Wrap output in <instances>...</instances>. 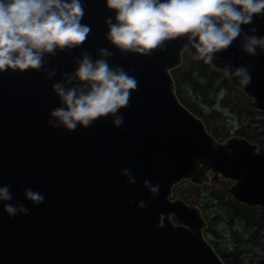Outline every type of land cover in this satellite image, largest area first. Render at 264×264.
Wrapping results in <instances>:
<instances>
[{"label": "water", "instance_id": "obj_1", "mask_svg": "<svg viewBox=\"0 0 264 264\" xmlns=\"http://www.w3.org/2000/svg\"><path fill=\"white\" fill-rule=\"evenodd\" d=\"M82 24L91 33L79 49L49 57L57 76L47 80L39 70L0 73V186L11 185L13 200L30 209L10 218L0 202V264H225L203 236L206 221L200 209L170 199L182 181L201 185L218 178L232 182L228 190L237 203L264 211V149L246 138L217 141L202 119L177 98L170 72L182 63L186 38L165 41L146 57L122 54L106 39L105 20L115 12L106 0H83ZM264 37V17L250 26ZM99 48L114 53L110 66H121L138 81L129 106L112 118H101L88 129H51L49 113L60 107L52 85L84 51L98 59ZM222 62L250 65L248 86L227 75L232 86L264 113V53H242L240 40L216 54ZM222 72V71H221ZM130 169L136 183L121 175ZM160 184L158 196L143 187ZM40 192L35 206L24 189ZM148 203L141 209L140 201ZM176 220V224L172 222Z\"/></svg>", "mask_w": 264, "mask_h": 264}, {"label": "clouds", "instance_id": "obj_2", "mask_svg": "<svg viewBox=\"0 0 264 264\" xmlns=\"http://www.w3.org/2000/svg\"><path fill=\"white\" fill-rule=\"evenodd\" d=\"M106 7L115 12V22L112 17L105 20L106 39L125 55L146 57L158 48L163 51L165 41L180 37L206 64H213L216 54L238 39L242 53L252 57L264 53V37L256 35L257 29L243 30L264 17V0H106ZM84 15L83 0H0V73L32 69L52 80L58 73L49 68L48 58L79 49L91 33V27L81 23ZM96 55L98 59H93L82 52L73 61L75 71L62 73L61 81L52 85L61 106L50 111L49 128L70 133L108 117L115 128L122 126L124 117L118 113L129 106L138 81L121 66H110L112 51L99 48ZM222 64L226 76L237 78L242 86L251 83L250 65ZM121 175L129 185L136 183L130 169H122ZM143 187L153 198L159 195V183L145 180ZM23 191L33 205L44 203L40 192ZM12 200L11 185L0 186V202L10 218L30 214L23 203ZM137 206L144 209L148 203L142 200Z\"/></svg>", "mask_w": 264, "mask_h": 264}, {"label": "rangeland", "instance_id": "obj_3", "mask_svg": "<svg viewBox=\"0 0 264 264\" xmlns=\"http://www.w3.org/2000/svg\"><path fill=\"white\" fill-rule=\"evenodd\" d=\"M183 53L184 55H191L188 50H185ZM202 80V78L199 79V81ZM228 83L230 89L220 91L216 97H213L211 94L215 88L208 95L201 94L200 96H195L191 90L192 87L190 85L192 84L189 83V85H186L187 87L183 88V96L188 104L195 105V108L202 112L208 121L207 128L216 131L218 137L222 138L219 139L220 141L244 137L246 133L249 134L254 129L258 134L261 131L264 133V127L263 130L257 128L262 124L259 122L261 117L248 113V111L256 113L251 108L252 101L247 99L239 89L232 86L229 80ZM249 135L254 136L251 133ZM261 139H264V137ZM211 180L210 178L207 184ZM217 181L218 189H221L220 186L222 185L226 187L225 189H227L228 193L232 182L220 178ZM188 185V182H182L174 189L182 188L186 192ZM189 191L187 198L191 200V203L187 204L196 206L194 204L197 202L201 203L206 209V214L210 218V221H212L209 235L205 236L215 251L218 249L221 253L228 255L235 251L237 257L230 255V258L237 264H264V228H261L256 233L257 229L249 230L247 225H243L238 219L230 221L228 216L231 215L229 208H224L222 204L210 201L211 192L209 194H197L195 192L189 194ZM174 194L176 192H172L171 200L180 199L179 197H174ZM172 222L176 224L174 218H172Z\"/></svg>", "mask_w": 264, "mask_h": 264}, {"label": "trees", "instance_id": "obj_4", "mask_svg": "<svg viewBox=\"0 0 264 264\" xmlns=\"http://www.w3.org/2000/svg\"><path fill=\"white\" fill-rule=\"evenodd\" d=\"M174 85H175V92L178 97V99L181 101V103L187 107L192 113H194L196 116L200 117L204 123L207 126V119L202 114V112L195 108V105H190L186 102L184 96H183V88L186 85H190L192 87V92L195 96H200L201 94L208 95L214 88L211 93L213 97H216L218 93L222 90L227 91L230 89L227 76L217 71L209 66V64H206L203 60L197 59V57L191 56V55H184L183 62L180 67L174 69L171 72ZM202 78V81H199V79ZM187 87V86H186ZM201 91V93H200ZM248 99V98H247ZM249 114H256L261 117L260 121L262 124L261 126L257 127L260 130H263L264 127V113L253 111H248ZM209 132L216 138L218 141H220L218 137V134L213 129H209ZM253 134L249 135V134ZM249 134H245V138H247L252 143L254 142L257 144L260 148L264 149V139H261L264 137L263 131H261L260 134L256 133L255 129L253 132H250ZM222 141V140H221ZM218 181L214 180L208 184H204L201 186H193L188 185L186 192L182 188H176L173 190V192H176L174 194L176 197H179L180 199L184 200L186 203H191V200L187 198L188 190L189 194L195 192L197 194H209L211 192V199L210 201L222 204L225 207H228L230 210L231 215L229 216V220L232 221L233 219H238L239 222H241L243 225H247V228L249 230L257 229L256 233L261 229L264 228V211L261 208L258 207H247L241 204H237L229 194L227 193V189L224 186H220L221 189H218L217 187ZM200 208L202 211V214L207 222V228L204 230V235L208 236L210 232V226L212 221H210V218L206 214V209L203 207V205L199 202L194 204ZM216 252L220 256V258L224 261L225 264H237L236 262L232 261L230 258V255L237 257L236 252L233 251L232 253L223 254L218 249H216Z\"/></svg>", "mask_w": 264, "mask_h": 264}]
</instances>
